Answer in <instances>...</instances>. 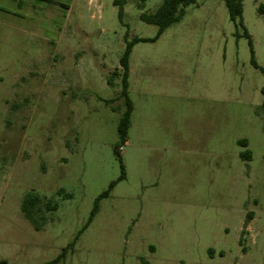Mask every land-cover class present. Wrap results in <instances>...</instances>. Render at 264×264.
Instances as JSON below:
<instances>
[{
    "label": "rangeland",
    "instance_id": "obj_1",
    "mask_svg": "<svg viewBox=\"0 0 264 264\" xmlns=\"http://www.w3.org/2000/svg\"><path fill=\"white\" fill-rule=\"evenodd\" d=\"M114 1L0 0V262L264 264V0L242 25L198 0L155 41L161 0ZM29 193L59 206L39 230Z\"/></svg>",
    "mask_w": 264,
    "mask_h": 264
},
{
    "label": "trees",
    "instance_id": "obj_2",
    "mask_svg": "<svg viewBox=\"0 0 264 264\" xmlns=\"http://www.w3.org/2000/svg\"><path fill=\"white\" fill-rule=\"evenodd\" d=\"M128 0H115L114 5L119 7V18L120 20L124 17V6L126 5ZM228 8L229 15L232 21L239 22L241 25L243 24V12H244V0H223ZM198 0H161L160 6L157 8V10L152 14L142 13L140 18L142 21H144L147 24L155 25L158 27L157 35L155 38L146 40V41H155L157 40L168 28H170L172 25L179 23L183 17L186 14V8L190 5L197 4ZM258 13L260 15H264V4L260 5L258 7ZM248 37L249 35L246 34ZM145 41L140 38H133L131 41L127 43L126 50L123 54V56L120 59V65L123 68L122 73V85H123V91L122 96L126 99L127 104V110L124 113L122 120L119 124V135L122 143H125L127 141L128 136V130L130 126V120L133 112V106L129 99L128 91H129V75H130V56L132 53V49L135 44ZM252 62L253 64L259 68V65L257 64L254 55L252 56ZM115 74V73H114ZM117 74V73H116ZM264 93V90H263ZM241 145L247 147L248 142L246 140H242ZM121 147H119L117 150H120ZM242 156L244 159H251L252 153L250 150H246ZM124 178V175L121 177V179ZM117 182H113L110 186L108 191L104 192L99 196V198L95 202L94 209L91 213L90 220L87 225H89L94 218L95 214L97 213L99 209V202L101 199L108 196L111 189L114 188ZM58 203L48 200L46 203H44L43 199L35 194V193H29L22 202V212L24 214V217L37 229H41L42 226V220H44L45 214L47 212L51 211H57L58 210ZM253 219L252 213L250 212L245 221V227L249 225L251 220ZM246 230L243 231L245 233ZM81 235H78V237ZM76 238V240L78 239ZM241 241V240H240ZM76 242H73L67 248L63 250L61 255L55 259L53 262L57 263L62 258H64L68 252L69 249H73ZM0 264H7L6 261H1ZM141 264H150L149 262L142 260Z\"/></svg>",
    "mask_w": 264,
    "mask_h": 264
}]
</instances>
